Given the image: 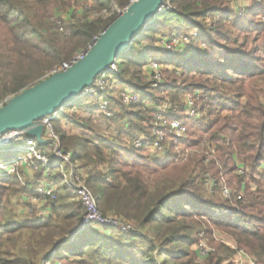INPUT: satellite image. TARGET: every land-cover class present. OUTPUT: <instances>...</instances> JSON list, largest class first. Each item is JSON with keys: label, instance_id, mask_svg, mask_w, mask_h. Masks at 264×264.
<instances>
[{"label": "trees", "instance_id": "obj_1", "mask_svg": "<svg viewBox=\"0 0 264 264\" xmlns=\"http://www.w3.org/2000/svg\"><path fill=\"white\" fill-rule=\"evenodd\" d=\"M92 1L100 10L111 11L114 5L126 8L133 0ZM66 3L65 0H0V106L11 96L41 82L53 69L69 60L59 39L48 29V22L43 20ZM259 9L264 8L252 7L245 12L261 15ZM35 13L41 15L42 22H35ZM231 13L219 6H208L202 0H165L164 9L116 61L119 70L101 76L134 91L139 101L131 105L137 107V112L120 110L123 114H115L112 105L103 110L98 102L84 104L90 99L74 101L67 108L92 111L113 122L129 118L127 130L122 132L132 144L131 149L125 148L126 155L119 152L123 146L114 140L100 137L98 133L92 136L96 160L89 154L87 157L90 156L94 169L106 166L108 170L91 176L86 182L97 186L93 193L103 215L125 218L138 230L125 233L109 227L83 225L84 206L65 184L62 174L55 175L52 169L48 175H52V185L59 188L51 205L54 216L7 218L8 211L0 204V264L51 261L57 264L61 260L71 264H224L217 251L205 257L201 256V251H193L200 238H210L212 242L211 226L226 231L239 250L258 264H264V188L259 179L264 178L262 91L244 94L243 89H239L232 100L220 89L226 84L236 85L247 79L254 82L264 77V68L257 65L261 58L256 56L261 51L259 41L264 39V24L257 28L252 20L246 27L238 24L239 31L257 34L251 43L252 49L248 50L249 41L238 46L228 32L208 23L219 15L230 21ZM115 19L85 23L73 35L89 44ZM165 29L179 37L189 36V32L194 31L196 36L189 38L201 46L188 60L168 61L163 50L155 51L154 46L147 45L156 42ZM232 43L236 48L228 46ZM152 62L161 66L175 65V77L163 80L158 89L153 87L150 78ZM205 76L221 81V85L211 87L191 82ZM195 91L205 92L208 100L198 105L203 118L192 121L186 116L183 100ZM159 92H167L168 99ZM106 97L113 101L112 95ZM243 97L247 101L241 104ZM149 102L153 105L148 106ZM162 105L170 108L171 119L183 121L188 127L190 140L182 141L192 152L185 162L177 152L179 144L176 142L170 144L161 160H152L148 155L155 140L152 128ZM225 111H230V115L224 116ZM108 113L112 114L110 118H107ZM81 122L73 123L87 130L88 125ZM140 137L148 140L137 148L134 143ZM39 148L47 150L43 146ZM210 151H214L216 158L207 161ZM71 153L75 162L78 158L83 160L78 152ZM5 156L0 155V162ZM41 172L47 174L44 169ZM1 181L9 186L8 191L10 187L21 185L17 176ZM213 181L215 184L207 188ZM249 182L258 186L257 191L251 190ZM3 185L0 183V189ZM225 187L231 191L229 197L223 194ZM26 190L24 187L22 192L35 194ZM75 230L78 233L55 250Z\"/></svg>", "mask_w": 264, "mask_h": 264}, {"label": "rangeland", "instance_id": "obj_2", "mask_svg": "<svg viewBox=\"0 0 264 264\" xmlns=\"http://www.w3.org/2000/svg\"><path fill=\"white\" fill-rule=\"evenodd\" d=\"M66 3L65 6H61L59 8L54 9L51 11L46 18H43L44 21L48 22V29L51 31L53 35H55L59 39V45L61 46L65 56L69 60L64 62L61 66L56 67L53 69L47 76L43 78V80L47 79L51 75L55 74L54 72H63L62 69L64 65L75 63L77 60H80L83 56V54L87 51H89L95 42V40L98 38L96 37L92 42L89 44L82 43L80 37H75L73 34L76 31H79L83 28V24L85 23H91L94 22L97 19L102 20H109L112 17H118V15L123 12L126 8H120L117 5L113 6V9L111 11H105L100 10L96 3L92 0H65ZM134 1V0H133ZM205 2L208 6H219L221 8H224V10H231V17L229 20H224L221 15L216 16L215 18H212L208 21L209 25H217V29L222 32H228L231 36V39L234 42H237L238 46L245 44L246 41H249L248 50L252 49V41L255 40L257 34L255 31H251L250 33H245V31H239L238 24L243 26H249V22L252 20L253 23H255L253 26L254 28H257L259 24H264V9H259L261 12V15H250L246 14L245 10L250 9L253 7L261 6L264 8V0H202ZM132 2V1H131ZM38 15L40 16L38 18ZM33 19L35 22H42L41 15L39 13H35L33 16ZM247 23H246V21ZM245 24V25H244ZM251 24V23H250ZM252 25V24H251ZM242 29V28H241ZM164 34V36H163ZM196 36V32L190 31L189 36ZM189 36H183L179 37L175 33H172V31L165 29L162 34H159L156 38V42L153 43H147V45L154 46V50H163L167 54L166 60H188L191 55H193L197 51V47L201 46V43L198 42H191ZM260 50L259 53L256 54L257 57L261 58L260 63H257V65H260L264 68V39H261L260 41ZM230 44V48H236L235 44ZM161 52V51H160ZM157 57V55H154ZM119 70L117 65L115 64L112 66V69L115 68ZM162 72V80L164 81H170L172 78L175 77L176 74L173 75V71L175 70V65H163L161 66ZM167 71L169 74H166ZM179 72V71H178ZM104 73L101 76H104ZM100 76V78H101ZM179 82L180 76H178ZM100 80V79H99ZM106 81L102 84H97V87L95 86V89L97 90V95H82L75 101L84 102L87 99H90L88 103L84 104H91L92 102H98L101 107L107 104L108 106H111L115 108V114H123L128 111H134L137 112V107H134L132 105H124L123 104V95L126 92H131L132 94L136 95L134 91L131 89L122 86L119 82L113 81L111 79H105ZM163 81V82H164ZM191 82H200L201 84H209L211 87H217L218 85H221V81L214 80L212 78L208 77H198L196 80ZM101 85V86H100ZM153 87H155V84L153 82ZM241 86V88H240ZM32 87V86H30ZM28 87V88H30ZM160 87H157V89ZM224 90L226 93L227 98H233L235 94L239 93V89H243L244 94H250L253 90H261V100L264 103V77L260 80H255L254 82H251V80L247 79L244 83L240 82L236 85H229L226 84V87L220 88ZM228 89V90H227ZM221 90V91H222ZM100 91V92H99ZM99 92V93H98ZM160 96H164L166 100L168 99V96L165 95L167 92H159ZM104 95V96H103ZM112 95L113 101H108L105 98L106 96ZM103 96V97H101ZM247 96V95H245ZM13 97V96H11ZM10 97V98H11ZM190 97L196 98V104L201 106L202 102L206 101L205 92L201 91H195L194 93H191L190 95H187L183 102L186 103V100ZM139 101V98H138ZM247 101L246 97H243L240 100V103L243 104ZM135 104V103H134ZM153 103L149 102L148 106H152ZM186 106V105H185ZM64 107L62 110L55 115V119H57V122L54 120L52 121V130L53 134H57L60 138V143L63 149L69 153L72 151L78 152L79 156L83 158V160H78V162H69L66 164L63 163V169L65 170V173L67 176L70 177L71 173L73 174H79L83 177L84 181H87L91 176L94 175H100L103 172L108 170V167L103 168H93L92 162L90 161V156H92L93 160H96L94 157V137L97 133L100 137L106 136L110 138L111 140H114L117 144L123 146L121 147V151L123 155H126L125 148L131 149L132 144L129 143L128 136L126 134H122V132L127 130L126 123L128 122L129 118L125 117L124 120H118L117 122H113L110 120H107L105 118H102L97 113H93L92 111H86L82 108H69ZM161 113L168 114V110H170L169 107L166 105H162L161 107ZM200 110V107H198ZM123 110V111H120ZM185 111L186 108H185ZM240 112V110H239ZM230 111L223 112L224 116L230 115ZM114 114V113H113ZM112 116L111 113H108V117L110 118ZM186 116H188V112H186ZM189 118V117H188ZM203 118V114L200 111L198 113V116L195 118H189L192 121L201 120ZM83 122L84 124L88 125V129H82L78 126H75L73 122ZM81 122V123H82ZM155 124V123H154ZM45 131L47 130V127H45ZM188 128V127H187ZM154 126L152 128L153 132ZM95 131V133H93ZM168 133V129H166ZM189 132V130H188ZM97 136V135H96ZM172 135L166 136L165 142H164V152L160 153L155 150H153L152 145L149 148L148 155H150V158L152 160H161V158L166 154L167 149L169 148L170 144L172 142H176V144H179L177 147V152L180 154L181 158H184V161L186 160V157L189 156V154L192 152L188 150L186 144H184L180 141L174 140V138L171 137ZM108 140V139H106ZM144 141L146 142L148 140L147 137H140L134 144L136 146V143L138 141ZM184 140H190L189 133L187 134L186 139ZM23 138H18L17 140H14L11 145H8L6 147L1 148L0 147V155H6L3 161L0 162V168L4 169L6 165L9 164V162L16 160L20 158L21 151H19L18 147L23 144ZM44 148H47V146H43ZM137 147V146H136ZM138 148V147H137ZM140 148V147H139ZM40 149V148H39ZM44 149H40V152H47V150L43 151ZM87 154H89V158L87 157ZM211 154V155H210ZM25 156V155H23ZM49 156H52L49 154ZM207 161L211 160L213 158H216L214 151H210V153H207ZM8 160V161H6ZM49 160L52 163L51 167L53 170V173L56 175L59 173L57 170V166H60L57 161L53 162L52 158L49 157ZM31 162V161H29ZM62 164V163H61ZM91 164V166H90ZM57 165V166H56ZM122 168V167H120ZM0 169V183H2L3 187L0 189V204L3 205L5 210L8 211L7 218L9 217H15L18 219H26V218H33V216H38L40 218H48L49 216H54L52 213V206L51 203L45 201L42 199V203L39 201H32L35 197V194L33 196H30V194L27 192L26 194L22 192V189L25 187L29 192L35 193L38 188L45 187L47 185L53 186L57 189L59 192V188L57 186L52 185L53 182L50 180V177L52 175L48 174H42L41 164L36 162V160L32 161V164L28 168H24L22 165H16L15 166V172L10 171V174H3V172ZM264 169V167H263ZM247 170V169H246ZM245 172V171H244ZM10 176H17L19 181L21 182V185L19 188L17 187H10V191H8L6 188H9L8 185H5L4 182L1 180L7 179ZM54 176V175H53ZM211 176V175H208ZM219 177L222 176L221 174L218 175ZM54 179V178H52ZM225 179V178H224ZM223 179V180H224ZM260 183L264 188V178H259ZM215 182V181H213ZM209 184L207 188H210L211 185ZM87 184V182H86ZM91 192H94L97 190V186L94 185H88ZM249 187L252 191H257V185L255 183L249 182ZM17 188V190H16ZM16 190V191H15ZM94 194V193H93ZM216 198H213L215 200ZM220 202V198L218 199ZM37 202V203H36ZM82 203V202H81ZM113 216V215H112ZM123 221H127L125 218H122ZM133 228L138 230L136 225L133 222H129ZM94 226H102L97 225L94 223H91ZM106 226H103L104 228ZM101 228V229H102ZM213 232V238L212 242L210 238L202 239L200 238V241L197 242V244L193 247V251H201V256L205 257L208 253L217 251L218 256L224 259V264L234 263L237 264V260L239 259V253L243 250H239L237 248V245L234 241V239L226 233L224 230L217 229L215 227H212ZM143 231V230H142ZM232 249V250H231ZM233 251L237 252L236 255L233 253ZM248 255V254H247ZM249 256V255H248ZM52 264V261L49 262ZM57 264H71L70 261L67 260H61Z\"/></svg>", "mask_w": 264, "mask_h": 264}, {"label": "water", "instance_id": "obj_3", "mask_svg": "<svg viewBox=\"0 0 264 264\" xmlns=\"http://www.w3.org/2000/svg\"><path fill=\"white\" fill-rule=\"evenodd\" d=\"M165 0H134L95 40L70 68L55 73L45 80L9 98L0 106V139L17 131L35 139L39 146L45 140L44 120L54 118L62 108L68 107L93 88L96 80L110 73L112 66L146 29L147 25L164 9ZM60 242L67 244L76 234Z\"/></svg>", "mask_w": 264, "mask_h": 264}, {"label": "built area", "instance_id": "obj_4", "mask_svg": "<svg viewBox=\"0 0 264 264\" xmlns=\"http://www.w3.org/2000/svg\"><path fill=\"white\" fill-rule=\"evenodd\" d=\"M72 64L64 65L62 71L67 70L70 68ZM149 71L151 74V80L154 82L155 87H160V84L163 82L162 80V69L161 65L155 62L150 63L149 65ZM117 72L116 67L113 68L110 73ZM54 73H59L58 71ZM100 79V80H99ZM105 78H98L95 82V85L93 88L87 89L83 95H97V90L95 89V86L97 87V84L99 85L101 82L102 84L105 82ZM101 86V85H100ZM100 92V91H99ZM98 92V93H99ZM205 100H208V97H205ZM138 102L137 95L132 94L131 92H126L123 95V104L124 105H131ZM186 112H188L189 118H195L198 116V113L200 110L197 107L196 104V98L190 97L186 100L185 103ZM108 105L105 104L102 106L103 110H107ZM171 115L159 113L156 117L154 129H153V136L155 137V141L153 143V150L157 152H164V142L166 139L167 134L172 135L171 137L174 138L176 141H181L186 139L188 134V128L187 125L180 120H173L170 118ZM54 118H48L44 120V125L47 127V130L45 131V140L51 141L48 145L47 152H40L39 144L35 139L28 138L25 134L13 131L5 134L0 139V147H6L8 145H11L14 140H17L19 137L23 138V144H21L18 149L21 151V157L9 162L8 165L5 166L4 169H1L3 174H10L12 172H15V166L16 165H22L24 168L30 167L33 160H36V162L40 163L43 169L47 174L50 173L52 170L51 167L52 163L49 160V157L52 158L53 162L57 161L60 166H57V170L62 174V177L64 179L65 184L70 188L77 196V198L82 202V205L84 206L86 213L83 219V225H88L91 223L106 226L109 228H113L125 233L135 232V229L133 228L129 222H125L120 218H117L112 215H103L97 205V197L91 192L89 187L86 184V181H84L83 177L79 174H73L71 173L70 177L66 175L65 170L63 169V163L65 162L68 164L69 162H75L73 159V154L71 152L67 153L60 143V138L57 134H53L52 130V121ZM46 129V128H45ZM168 129L167 131H165ZM144 141L140 140L136 143V146L139 148L142 146ZM51 154L52 156H49ZM25 155V156H23ZM31 161V162H29ZM62 163V164H61ZM1 166V165H0ZM10 172V173H9ZM215 184V182H213ZM58 193L57 189L53 186L47 185L45 187L38 188L35 192V197L32 201H39L42 203V199L50 202L51 205L56 197V194ZM223 194L225 197H229L231 194V191L228 188H223ZM36 202V203H37ZM46 264H50L47 262ZM237 264H258L252 257L248 256L245 252L239 253V259L237 260Z\"/></svg>", "mask_w": 264, "mask_h": 264}]
</instances>
